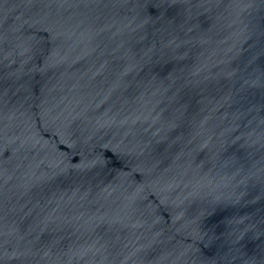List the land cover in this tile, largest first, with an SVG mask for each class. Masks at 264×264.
Segmentation results:
<instances>
[{
    "label": "water",
    "instance_id": "95a60500",
    "mask_svg": "<svg viewBox=\"0 0 264 264\" xmlns=\"http://www.w3.org/2000/svg\"><path fill=\"white\" fill-rule=\"evenodd\" d=\"M0 264H264V0H0Z\"/></svg>",
    "mask_w": 264,
    "mask_h": 264
}]
</instances>
